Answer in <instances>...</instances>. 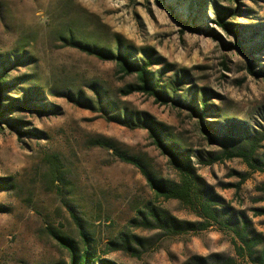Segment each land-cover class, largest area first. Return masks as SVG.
<instances>
[{
  "label": "rangeland",
  "instance_id": "1",
  "mask_svg": "<svg viewBox=\"0 0 264 264\" xmlns=\"http://www.w3.org/2000/svg\"><path fill=\"white\" fill-rule=\"evenodd\" d=\"M217 8L239 35L217 22ZM261 22L264 0H0V57L10 55L12 78L33 79L38 89L31 103L47 104L39 112L9 110L2 119L12 125L0 129V178L10 184L0 190V264H70L56 234L116 264H191L193 256L215 253L237 257L233 232L220 224L175 232L170 223H142L151 209L177 224L204 220L178 200L157 197L140 168L121 159L119 153H126L153 177L179 180L144 119L161 123L166 142L185 151L202 194L264 234L262 165L254 168L244 156L224 153L249 152L252 143V157H264V77L248 68L251 62L256 71L264 68ZM70 31L94 35L115 51L116 35L139 56L148 50L159 61L151 68L157 77L167 67L161 83L175 101L125 95L136 76L68 44L62 36ZM22 48L29 58L16 62ZM15 63L18 70L11 69ZM175 73L187 80L176 85ZM95 88L121 113L133 114L135 123L109 119ZM6 93L2 101L10 102V95L24 99ZM205 98L212 107L202 112ZM18 128L33 133L20 135ZM212 157L221 158L208 164Z\"/></svg>",
  "mask_w": 264,
  "mask_h": 264
},
{
  "label": "trees",
  "instance_id": "2",
  "mask_svg": "<svg viewBox=\"0 0 264 264\" xmlns=\"http://www.w3.org/2000/svg\"><path fill=\"white\" fill-rule=\"evenodd\" d=\"M234 1V0H233ZM235 11H230L232 16H236ZM226 11L221 8L216 9L217 22L224 28L232 30L237 35H239V30L237 26L231 24L225 18ZM264 26V22L258 24V26ZM187 28L191 29V26L188 24ZM68 44L78 48L79 50L86 52L89 55H94L101 60H111L116 63L118 70L124 75H135L137 83H132L128 85L124 94L128 95L134 92L147 93L155 97L160 103L168 104L170 101L174 102L175 99H172L168 94V86L162 84L164 82L165 69H162L160 77H157L155 71L152 70V66L158 63V59L149 54L148 50H142L144 56H139V51H136L132 45H124L120 37L116 35V47L117 50L105 47L100 45L97 41V37L94 35H83L77 34L73 31H70L67 36H62ZM239 49H242L241 45H237ZM22 51V52H21ZM21 51H18L15 55L16 62H26L29 56L25 53V48H22ZM25 58V59H23ZM6 59H10V55H7ZM2 56L0 57V62L3 66V70H0V129L3 128L4 123L11 124L7 119L3 122L2 119L5 118L7 111L15 112L17 109H28L32 111H42L46 109L47 104L41 103H31L32 96H35V91L38 89L34 86V81L27 76H20L12 78V71L6 68V61ZM11 69L18 70V63H15ZM250 72L257 76L264 77V68L260 71L254 69V64L251 62L248 64ZM174 83L176 85H182L185 80H187L186 74H183L182 77H179L175 73ZM95 87V86H94ZM173 91L175 89L173 88ZM13 94H23L24 99L16 97V95H10V102L2 101L3 97H8V93ZM40 93H37L36 96H39ZM42 94V93H41ZM95 94L97 99L100 102L102 108L107 109V117L109 119L116 120L124 125H132L135 123L133 114L121 113L117 108L116 104L106 99V94L102 93L100 89L95 88ZM202 112L203 110H208L209 107H212L208 103V99H203L202 102ZM196 111L198 110L197 106L192 105ZM54 112V111H53ZM114 112L113 114H108ZM204 114L199 115V119L204 123ZM136 120L141 121V117L136 116ZM132 123V124H131ZM12 125V124H11ZM10 125V126H11ZM143 125L149 131L150 137L153 139L154 144L166 154L174 167L178 170L179 180L167 181L164 179H157L153 177L150 172L145 168L139 159L132 157L126 153H119L122 160L135 164L140 168L142 173L146 176L150 186L155 191V194L159 198L165 200H178L190 207H192L203 221L194 222H180L177 224L174 221H169L168 218L161 214L159 211L153 212V209L150 210V217H147L149 221H142L143 224L148 222H155L156 224L163 226L162 223L167 226L170 223V227L175 232H182L185 230L200 231L209 228L214 224H220L226 228L231 229L233 232L234 246L237 257L234 256H225L221 253H215L210 256H193L190 259L191 264H240L237 259L241 258L247 264H264V234L255 230L250 224L247 217L244 215L235 216L230 213L225 207L219 206L218 203H214L212 197L206 196L199 191V183L197 181V174L195 169L191 165L190 158L185 154L181 148H178L173 143L166 142V139L163 137L162 133V124L151 120L144 119ZM205 131H212V127L203 126ZM18 133L20 135L33 133L31 129H21L18 128ZM212 139L216 142H221L219 136L213 135ZM254 144H250V148L245 151V148L239 149L238 151L230 152L226 148L224 153L225 158H233L235 156H244L245 160L254 168L261 166V170H264V157L262 159L252 157ZM252 148V150H251ZM221 157H212L208 160V164L216 162ZM244 179V178H243ZM10 184L7 179L0 178V190L8 189ZM264 188V187H263ZM263 211V210H261ZM56 238L59 243L65 247L70 255V264H95L96 261L99 264H116L115 262L97 257L94 252L89 250L87 247L83 251L79 250L75 241L68 236L56 234Z\"/></svg>",
  "mask_w": 264,
  "mask_h": 264
}]
</instances>
